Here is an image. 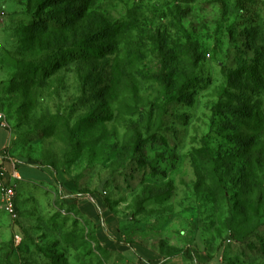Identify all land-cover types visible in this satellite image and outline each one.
I'll list each match as a JSON object with an SVG mask.
<instances>
[{
  "label": "rangeland",
  "instance_id": "obj_1",
  "mask_svg": "<svg viewBox=\"0 0 264 264\" xmlns=\"http://www.w3.org/2000/svg\"><path fill=\"white\" fill-rule=\"evenodd\" d=\"M35 5L0 0V158L34 183L18 221L0 205V264H264V0H94L71 21L61 3L39 36ZM94 31L104 59L17 69Z\"/></svg>",
  "mask_w": 264,
  "mask_h": 264
},
{
  "label": "trees",
  "instance_id": "obj_2",
  "mask_svg": "<svg viewBox=\"0 0 264 264\" xmlns=\"http://www.w3.org/2000/svg\"><path fill=\"white\" fill-rule=\"evenodd\" d=\"M92 1L94 0H36L33 19L25 25L24 30L29 35H34V36H39L41 34L51 32L54 30L60 31L64 29V26L67 24L66 21L65 23H63V25L60 23L55 25V23H52L50 19L47 18V16L45 15L44 13L45 9L53 7L61 3H65V7H64L65 20L67 19L68 21H71L74 17H80L82 14H84L87 11L89 5L92 3ZM76 4H81V6L75 9ZM99 35L100 33L98 31H94L93 33H90V35L86 37L77 47L73 46V47H69V48H65L61 50L60 52H58V54L55 55V57L51 60V62H46L43 66H40L31 60H28V61L18 60L16 61L17 69L27 79L33 80L35 78L41 79L44 76L51 75L55 73L61 67L68 66L75 62L76 63L77 62H87V63L89 62L90 63L94 60L104 59L105 55L107 54L111 55L112 52L108 47H103V46L96 47L94 45L102 39ZM241 72H242V69L236 71L235 73H233V75L239 76ZM247 76H249L255 84L259 83L258 79L253 75V71L247 70ZM193 87L194 86L192 85L190 88H193ZM221 102L222 101L218 102L215 108V112L220 107ZM250 118H251V113H249V115H247L246 117L245 116L238 117L234 122L237 124V126L246 127L250 130V132L253 135H257V130H258L260 121L258 120L256 116H254L251 119ZM250 120H253L252 123H250ZM84 121L87 122L88 124L94 125V124H97L98 122H101L102 119L94 115H89L84 119ZM20 166L21 165H17L15 168L20 176V179L22 180V176L20 173L21 172ZM212 171H213L215 178L218 180V182H220L221 181L220 175H218L217 172H214V170ZM19 182L17 183V185L19 184ZM15 205L17 208L18 219H19L20 214H19V208L17 204V187H16ZM182 254L186 259L190 261H194L192 254L187 253L186 251H184Z\"/></svg>",
  "mask_w": 264,
  "mask_h": 264
},
{
  "label": "built area",
  "instance_id": "obj_3",
  "mask_svg": "<svg viewBox=\"0 0 264 264\" xmlns=\"http://www.w3.org/2000/svg\"><path fill=\"white\" fill-rule=\"evenodd\" d=\"M2 46L0 40V48ZM8 127L6 116L0 112V128L6 129ZM20 176L15 167L7 170L2 162H0V205L4 212L12 222L18 220V212L15 205L16 201V187L20 181ZM21 239L18 235L14 236V243L18 245Z\"/></svg>",
  "mask_w": 264,
  "mask_h": 264
},
{
  "label": "crops",
  "instance_id": "obj_4",
  "mask_svg": "<svg viewBox=\"0 0 264 264\" xmlns=\"http://www.w3.org/2000/svg\"><path fill=\"white\" fill-rule=\"evenodd\" d=\"M5 130V129H4ZM2 132L3 131H0V137H1V135H2ZM0 140H1V138H0ZM0 162H2V160H1V158H0ZM3 163V162H2ZM4 164V166L7 168V170H11V168L10 169H8L9 167H10V165L12 164V163H3ZM13 165V164H12ZM12 167V166H11ZM13 167H15V166H13ZM35 168V167H34ZM37 169V168H36ZM37 170H39L40 172H41V174H42V176L44 177V179H45V181L48 183V184H50L51 186L53 185V184H56L55 182H57V179H55V176H53L52 175V177H51V175L47 172V171H45V170H41V169H37ZM21 173V172H20ZM21 176H22V180L19 182V184L18 185H20V183L21 182H28L29 184H34L33 183V181L32 180H29V179H25V178H23V175L21 174ZM58 182H62L60 179H58ZM28 186V185H27ZM27 186H25V187H23L22 188V193L23 194H27ZM68 187V185L67 184H64V182H63V184H62V189L65 191V192H67V190H66V188ZM64 197H66V196H68V195H63ZM54 198V197H53Z\"/></svg>",
  "mask_w": 264,
  "mask_h": 264
}]
</instances>
